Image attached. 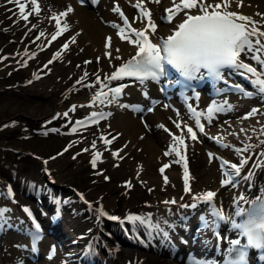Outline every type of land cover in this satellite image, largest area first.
Returning <instances> with one entry per match:
<instances>
[{
	"label": "bare ground",
	"instance_id": "obj_1",
	"mask_svg": "<svg viewBox=\"0 0 264 264\" xmlns=\"http://www.w3.org/2000/svg\"><path fill=\"white\" fill-rule=\"evenodd\" d=\"M14 1L0 0V123L6 120L9 123L17 119L18 124L14 136L6 132L5 136L0 137V153L6 152L5 157H0V184L13 180L16 190L27 194H32L37 187L42 191H53L54 196L59 190L61 196L69 192L76 202L75 208L81 213L86 224L89 222L92 224V229L86 231L95 242L93 248L98 249L95 254L98 264H104L103 258H106L107 264H189L180 255L172 256L173 244L164 232L169 230L171 224H175L174 220L176 223L192 222L198 212L208 206L203 197L210 192L213 200L218 204L219 219L222 222L227 216H231L233 210L246 204L251 196L261 193L264 188V131L259 136L227 137L237 146L245 144L240 148L241 150L229 148L222 150V155L229 157V163H216L214 156L212 160H206L211 154L202 156L201 149L204 148L206 152L205 147L210 148L209 144L213 147L214 145L201 132L196 133L198 135L195 138L186 133V129L189 131V126L185 122L187 113L175 112L160 101L143 114V119L141 118L140 111L145 106L146 99L150 100L159 94L155 82L149 79L143 82L132 81L125 85L120 100L126 99L131 102L126 108L115 105L111 100L105 108L112 110L97 121L78 126L74 132L63 130L61 121L54 126L53 131L49 130L47 127L52 123L47 121L48 116L54 115L58 109L61 113L62 108L71 100H76V103L68 114L73 109L74 113L78 109H86L87 107L79 105L78 101L90 98L97 88H100V84H111V80L107 77L111 75L112 68L122 59L132 56L138 46L137 40L129 43L120 38L125 32L118 27L121 19L114 9L115 3L120 2L129 10L132 21L138 27L142 26L144 17L141 13L130 10L126 0H99L98 4L91 5V8L87 3H80L77 0H39L40 7L33 9L31 16L28 15L29 20L24 21L23 18L18 17L20 10L11 5ZM140 1L149 4L150 22L143 28L155 37L156 41L157 38L168 33L177 20L184 17L181 15L171 21L162 19L165 7L175 0ZM200 1L206 7L214 5L232 10L231 15L242 26L243 32V36L238 39V61L245 64L247 60L254 64L257 69L252 65L250 68L244 65V71L255 75L256 78L261 77L264 82V0ZM103 3L106 5H101ZM29 5L36 7V0L30 1ZM48 11L54 12V18L50 21L53 26L50 25L49 28L61 27L57 36L62 34L68 39L60 54L51 51V44L55 40L43 46L44 32L47 29L41 31L35 39H31L37 27L40 26L41 30L45 26L44 13ZM38 19L41 22H38ZM55 46L57 49L60 47L58 41ZM70 51L75 56V60L66 62L63 59ZM49 55L54 57L42 64ZM76 59H80L79 63L75 62ZM48 66L53 69L54 74L44 79ZM28 78H34L30 85L27 83ZM259 87L264 89V84ZM105 97L106 95L98 97L95 106H102ZM60 116L57 115V118ZM105 119L107 122H113L106 124ZM213 121L214 118H206L208 125ZM164 123L175 132L174 136L163 129L161 125ZM183 124H185L184 128H182ZM89 126L95 127L88 131L86 127ZM112 134L114 135L108 140ZM181 138L186 139L187 151L190 154L189 166L194 163L192 157L194 151L201 166H199L201 168L199 174L202 186L200 185L201 188L196 191L192 186L193 180H197L193 167L190 168L191 175H189L191 182L183 191L182 185L185 179L182 176V168L178 174V170H175L177 159L170 161V157L175 156L176 151L174 147L168 149L167 154L163 151L166 141L172 140L174 146ZM66 142L68 149L69 147L74 149L80 156L84 154L91 164L87 180L79 179V186H63L62 180L69 181L64 171L60 172V167L54 170L53 166H50V163L61 157L55 152ZM99 150L103 151L104 161L111 153L118 159L113 165L109 161L102 163L114 176H119L121 173L128 175L130 183L126 190H124L125 183L121 185L120 182H116L114 185H107L102 178L104 172L101 175L96 172L100 165L96 167L94 165L102 160L90 161V157ZM156 159L168 160L164 170L167 174L166 181L158 178V174L162 173L157 170L158 163L156 170L153 166ZM44 165L48 166L47 175L46 170L43 169ZM228 172L235 173L230 181L225 180ZM206 174L211 176L204 180L202 176ZM210 183H214L216 187H207L211 185ZM137 190L141 192H136ZM17 192L15 195H19ZM20 194L22 195L21 192ZM122 195L126 201L124 206L120 207L119 199ZM162 197H166V200L162 201ZM23 201V205L29 204L25 199ZM149 214H151L150 222L143 225ZM184 216H186L185 221ZM119 225L123 227L122 230H125L127 236H123ZM73 229L75 233L85 230L83 227L80 228V225L78 229L77 227ZM232 229L233 227L225 226V231ZM68 233V238H72L73 234L69 231ZM138 241L141 242L140 247ZM74 243L71 241L70 244ZM68 249L74 255L80 253V248L77 246ZM27 252L26 249L17 252L5 248L2 253H6L7 256L9 254L15 259L22 258L21 264H41L38 261L30 262L25 257ZM54 255L55 253L52 258L44 255L43 259L53 260L56 257Z\"/></svg>",
	"mask_w": 264,
	"mask_h": 264
},
{
	"label": "rangeland",
	"instance_id": "obj_2",
	"mask_svg": "<svg viewBox=\"0 0 264 264\" xmlns=\"http://www.w3.org/2000/svg\"><path fill=\"white\" fill-rule=\"evenodd\" d=\"M86 5V4H85ZM101 5H106L105 3H103V4H101ZM89 8H91L89 5H87ZM33 7L34 8H36L35 7V5H33ZM37 9V8H36ZM34 10H33V8H31V12H33ZM31 12H30V16H31ZM53 12H50L49 13V11L48 12H46V13H44L45 15H44V19H45V25H47L48 27L51 25V26H53L51 23H50V21L53 19L52 17H50L49 16V14H52ZM47 16V17H46ZM37 21H40L41 22V20H37ZM49 21V22H48ZM47 23V24H46ZM50 23V24H49ZM43 24V23H42ZM60 38H64V36L62 35V37H60ZM59 38V39H60ZM58 39V40H59ZM61 40V39H60ZM56 44V43H55ZM54 45H52V48H54L53 47ZM72 52L70 51V53L68 52L67 54H65L66 55V58L65 59H63L64 61H71V60H75V56H73L72 54H71ZM70 56L72 57V58H70ZM64 58V57H63ZM68 58V59H67ZM79 60L80 59H76V63H79ZM51 68L49 69V71H47V73L46 74H44V79H47V78H50V77H52V75L54 74V71H53V69L51 70ZM48 76V77H47ZM46 77V78H45ZM34 78H30L28 81H27V83L30 85V84H32L33 82H32V80H33ZM43 78H42V80H44ZM35 82H37V81H35ZM230 96V99H231V101H232V103L229 105V107H228V109L227 110H225V113H223L222 115H220L218 118H217V120L216 121H214V122H212L213 123V127H215L216 128V130L217 131H219V134L220 133H226V134H230V136H232L233 135V137L235 136H237V137H241V136H244V135H249V136H259V135H261L260 133H262L263 131H264V112H262L263 113V115L262 114H259L257 117H251V118H242L241 116H240V114H241V111L243 110V107H242V105H246L247 104V102L245 101V100H242V99H240V97H239V94H230L229 95ZM126 102H127V104H126ZM146 102V101H145ZM121 103V104H120ZM263 103H264V101H263ZM129 104V101L128 100H121L120 102L119 101H117L116 103H115V105H120V106H122L123 107V109L124 108H126V106ZM74 110V109H73ZM73 110H71V112L68 114L69 116H67V117H65L64 119H67L68 117H70V116H72V114H75L74 112H73ZM263 111H264V109H263ZM230 113V114H229ZM58 115L60 116L61 115V113H60V111H59V113H58ZM259 117V118H258ZM63 119H62V117H60V119H58L56 122H58V123H60L61 121H62ZM107 119H105L104 121H106ZM232 122H231V121ZM7 121V120H6ZM6 121H2V123H0V137L2 138V136L4 135H6V132H8V133H12V135L14 136V134H16L17 133V126H18V124H17V119L16 120H13V122L12 121H10L9 123H8V121L6 122ZM15 121V122H14ZM103 121V122H104ZM12 122V123H11ZM113 121H106V124H109V123H112ZM51 123H52V121H51ZM211 123V124H212ZM229 123H230V125H229ZM232 123V124H231ZM58 125V124H57ZM57 125H55V126H57ZM233 125V126H232ZM231 126V127H230ZM256 126V127H255ZM95 127V126H94ZM94 127H91V126H89V127H86L87 128V130L88 131H90L91 129H94ZM233 127V128H232ZM255 128V129H254ZM236 129V130H235ZM252 129H254V130H252ZM257 129V130H256ZM236 131H238V132H236ZM215 132V131H214ZM3 133V134H2ZM255 134V135H254ZM166 144V143H165ZM213 145H215V146H218V143H216V142H213ZM208 146V145H207ZM209 146H210V148L211 147H213V146H211L210 144H209ZM214 146V147H215ZM6 147V149H8V147L7 146H5ZM212 148V150L213 149H217V148ZM83 147H81V149H82ZM206 148V147H205ZM203 149V150H202ZM201 149V155L202 156H204V154L205 155H207L206 153L207 152H205V150H204V148H202ZM224 149V148H223ZM70 151V152H69ZM74 151V152H73ZM63 152V153H62ZM62 152H60L58 155H60L61 157L60 158H58L57 160H55V161H53L52 163H50V166L55 170V169H59V167L61 168V169H59V171L61 172V171H64V175L68 178V180L69 181H61L62 182V185L63 186H65V185H71V186H79V179H81L82 181H86L87 180V178H88V176H89V173H90V171H91V167H90V163H89V161H88V159H87V156H85L84 154L82 155V156H80V154H77L76 153V151L74 150V149H72V148H70L69 147V149L67 148V150L65 149L64 151H62ZM73 152V153H72ZM9 153V152H8ZM69 154V155H68ZM190 155V154H189ZM5 157L6 156V152H4V153H0V157ZM66 156V157H65ZM73 156V157H72ZM78 156V157H77ZM112 153H111V155H110V157H106V159H105V161L104 160H102L101 161V163L99 164H97V165H95V167L96 166H98V165H100L98 168H103V170L102 171H100V172H98L99 173V175H101L103 172V175L104 176H102V178L104 179V183H106L107 185H114L116 182H120L121 183V185H122V183H123V180H125L126 178H127V180H128V175L126 174V173H121L119 176L117 175H113V174H111V172H109V170L106 168V166L103 164L104 162H106V161H109L110 163H111V165H113V164H115V163H117L116 161L118 160L116 157H115V155L114 156H112ZM208 156V155H207ZM35 157V156H34ZM75 157V158H74ZM83 157V158H82ZM193 159H194V163H192L193 165H191V167H193V171H194V174H195V176H196V178H197V180H193V183H192V186H193V190H198L199 188H201L200 187V185H201V177H200V172H199V169H201V168H199V159H198V156H197V153H196V151H194L193 152ZM209 158H206V160H212L214 157H213V154H211V156H208ZM74 158V159H73ZM62 160V161H61ZM67 160V161H66ZM73 160V161H72ZM75 160V161H74ZM77 160V161H76ZM116 160V161H115ZM203 160V159H202ZM66 161V162H65ZM115 161V162H114ZM157 159L156 160H154V162H153V166L155 167V170H156V164L157 163H160L161 161H157ZM75 162V163H74ZM103 162V163H102ZM113 162V163H112ZM203 162H204V160H203ZM79 163V164H78ZM81 163V164H80ZM155 163V164H154ZM216 163H218V160L216 159ZM61 164V165H60ZM71 164V165H70ZM76 164V165H75ZM102 164V165H101ZM203 164H205V162L203 163ZM60 165V166H59ZM70 165V166H69ZM181 165H180V162H179V159H177V166H176V168H175V170H178L177 171V173L178 174H180V170H181V167H180ZM64 167V168H63ZM201 167V166H200ZM213 167V166H212ZM215 167H216V165H215ZM213 170H214V167H213ZM93 171V170H92ZM75 172V173H74ZM49 172L48 171H46V175L48 174ZM107 174H109V178L108 179H106L105 178V175H107ZM211 175H209V174H206V175H203L202 177H203V179L204 180H206L207 178H209ZM72 177H74V178H72ZM122 177V178H121ZM140 178V177H139ZM158 178H161V176L158 174ZM72 179V180H71ZM122 181H121V180ZM183 180V179H182ZM181 180V181H182ZM138 182H139V180H138ZM206 182V181H205ZM211 185H208L207 187H209V188H214V187H216V185L214 184V183H210ZM202 186V185H201ZM139 189H141V188H139ZM124 190H125V187H124ZM208 190V189H207ZM206 190V191H207ZM184 191V190H183ZM194 191V192H195ZM125 192V191H124ZM136 192H141L140 190H137ZM22 193V192H21ZM24 194L22 193V196H23ZM98 195H99V193H98ZM101 195V194H100ZM21 197V196H20ZM29 197V196H28ZM21 200V199H20ZM125 201H126V199H125V197L122 195L121 196V198L119 199V205H120V207H123L124 206V204H125ZM77 214H79V215H81V213H77ZM82 216V215H81ZM82 220V219H81ZM80 221V220H79ZM85 222V220H84V218H83V222H80V228H82L81 226L83 225V223ZM90 226L92 225L91 223H88ZM86 226V225H85ZM86 227H89V226H86ZM92 229V227H90L89 228V230H91ZM172 232V231H171ZM172 234H174V232L172 233ZM17 238H19L18 236H16L13 232H11V231H9V230H7V231H5V233L0 237V248L2 247V248H4L5 246V248L7 249V248H12L13 250H15V251H18L19 249H20V245H15V243H14V241L15 240H17ZM10 245V246H9ZM15 245V246H14ZM18 247V248H17ZM0 249V252L2 253L3 251H5V248H4V250L3 249ZM15 248V249H14ZM16 249H18V250H16ZM64 253V250L63 249H59V251H58V254H57V257L55 258V260L53 261V263H55L56 261H59L60 259L59 258H61V255ZM6 253L4 254V253H2V254H0V257H2V256H4V257H2V258H0L1 260H0V264H1V262H2V264L3 263H5L6 264V262H8L7 264H11V261L13 260V258L14 257H12L11 255H9L8 254V256L6 255ZM5 257H7V259L5 258ZM10 258H12L11 259V261H9L10 260ZM2 259H3V261L6 259V261H2ZM8 260V261H7ZM61 261V260H60ZM52 263V262H51ZM51 263H49V262H46V264H51Z\"/></svg>",
	"mask_w": 264,
	"mask_h": 264
}]
</instances>
